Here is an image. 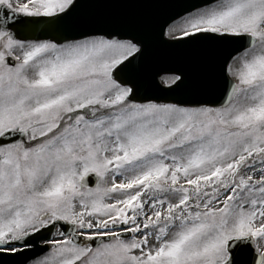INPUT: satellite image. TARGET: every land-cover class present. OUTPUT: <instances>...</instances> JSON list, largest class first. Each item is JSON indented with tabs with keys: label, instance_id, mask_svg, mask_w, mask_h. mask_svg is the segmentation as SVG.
Segmentation results:
<instances>
[{
	"label": "snow or ice",
	"instance_id": "6c2138e0",
	"mask_svg": "<svg viewBox=\"0 0 264 264\" xmlns=\"http://www.w3.org/2000/svg\"><path fill=\"white\" fill-rule=\"evenodd\" d=\"M0 264H264V0H0Z\"/></svg>",
	"mask_w": 264,
	"mask_h": 264
},
{
	"label": "water",
	"instance_id": "95a60500",
	"mask_svg": "<svg viewBox=\"0 0 264 264\" xmlns=\"http://www.w3.org/2000/svg\"><path fill=\"white\" fill-rule=\"evenodd\" d=\"M193 2H199V0H193ZM161 66H167L170 63V59L166 56L161 58Z\"/></svg>",
	"mask_w": 264,
	"mask_h": 264
}]
</instances>
